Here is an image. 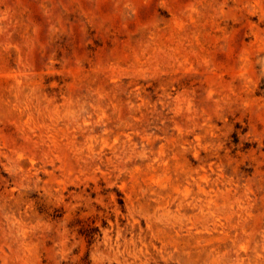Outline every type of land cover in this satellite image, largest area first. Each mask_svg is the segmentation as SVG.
I'll return each mask as SVG.
<instances>
[{
	"label": "rangeland",
	"instance_id": "374dc122",
	"mask_svg": "<svg viewBox=\"0 0 264 264\" xmlns=\"http://www.w3.org/2000/svg\"><path fill=\"white\" fill-rule=\"evenodd\" d=\"M0 264H264V0H0Z\"/></svg>",
	"mask_w": 264,
	"mask_h": 264
}]
</instances>
